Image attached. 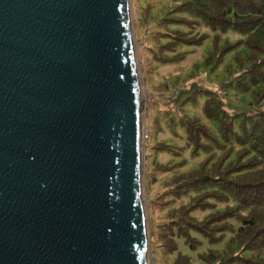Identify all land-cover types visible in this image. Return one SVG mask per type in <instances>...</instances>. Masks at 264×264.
<instances>
[{"label":"water","instance_id":"95a60500","mask_svg":"<svg viewBox=\"0 0 264 264\" xmlns=\"http://www.w3.org/2000/svg\"><path fill=\"white\" fill-rule=\"evenodd\" d=\"M130 0H0V264H147Z\"/></svg>","mask_w":264,"mask_h":264},{"label":"trees","instance_id":"16d2710c","mask_svg":"<svg viewBox=\"0 0 264 264\" xmlns=\"http://www.w3.org/2000/svg\"><path fill=\"white\" fill-rule=\"evenodd\" d=\"M175 12L180 15L168 11L161 25L204 24L208 32L198 37L166 31L167 45H201L211 31L207 63L215 65L233 48L241 47L229 82L251 98L242 101L248 106L238 109L197 84L186 92L189 101L207 96L202 109L215 121L216 130L198 118L181 120L194 151L201 148L210 153L172 180L171 194H187L188 200L172 210L162 231L171 237V249L178 251L171 264H264V0H189ZM228 30L242 38L236 44L225 39L220 45L217 32ZM206 208L201 217L191 213ZM228 231L232 235L226 237ZM174 236L183 237L192 248L204 240L208 249L195 255L183 253ZM218 244L222 246H214Z\"/></svg>","mask_w":264,"mask_h":264},{"label":"rangeland","instance_id":"374dc122","mask_svg":"<svg viewBox=\"0 0 264 264\" xmlns=\"http://www.w3.org/2000/svg\"><path fill=\"white\" fill-rule=\"evenodd\" d=\"M185 1L189 0H130L142 119L148 134L141 151V195L148 238L147 264H171L177 256L178 251L171 249V237L163 235L162 231L172 210L186 202L188 195L171 194L172 180L180 172L195 168L201 158L210 153L201 148L194 151L181 120L198 118L216 130L215 121L208 119L202 109L207 96L198 95L196 100L189 101L186 99V92L192 84H197L214 91L223 104L227 103L238 109L248 106L242 101H250L251 98L250 94L242 93L229 82L233 70L237 69L234 57L236 52L241 51V47L233 48L220 64L215 65L207 63L213 42L211 31L201 45H167L170 40L163 35L166 31L180 30L189 36L198 37L202 32H208L204 24H190L189 27L185 24L161 25L168 11L180 15L175 12V8ZM217 34L220 45L225 39L235 43L239 37L242 38L233 30ZM174 98L176 100L173 101ZM163 144H167L168 148H164ZM208 210L209 208L197 209L191 213L201 217ZM230 235L232 232L228 231L226 237ZM174 238L179 241V248L183 253L195 255L208 249V243L204 240L192 248L183 237Z\"/></svg>","mask_w":264,"mask_h":264},{"label":"built area","instance_id":"2783aa9c","mask_svg":"<svg viewBox=\"0 0 264 264\" xmlns=\"http://www.w3.org/2000/svg\"><path fill=\"white\" fill-rule=\"evenodd\" d=\"M147 137H148V134L146 132L145 127L143 126L142 133H141V139H142V141H145L147 139Z\"/></svg>","mask_w":264,"mask_h":264}]
</instances>
